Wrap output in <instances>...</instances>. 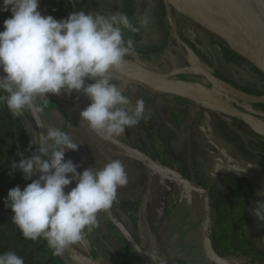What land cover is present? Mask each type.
<instances>
[{"label":"rangeland","instance_id":"374dc122","mask_svg":"<svg viewBox=\"0 0 264 264\" xmlns=\"http://www.w3.org/2000/svg\"><path fill=\"white\" fill-rule=\"evenodd\" d=\"M39 8L64 16L79 11L106 16L123 11L133 20L145 16L147 28L133 37L137 54L127 57L125 65L138 71L173 72V82L212 85L206 87L218 92V102L226 100L252 113L256 111L251 104L259 105V99H264V73L164 0H40ZM196 10L199 16H224L207 6ZM10 17V11H0V31ZM130 35L125 33L126 38ZM186 69L190 71H181ZM201 71L216 73L235 86L217 85ZM112 76L132 101L129 111L138 99L146 107L145 118L114 141L101 140L81 121L80 112L90 101L76 92L70 97L49 94L52 104L41 119L45 131L47 126L67 131L79 145L77 151L65 155L80 166L79 172L98 170L119 159L128 184L118 189L113 206L98 214L96 227L81 243L70 246L62 256H54L46 245L37 254V262L215 264L203 250V239L209 237L217 254L227 260L264 264V224L253 215L257 202H264V130L217 105L156 91L116 71ZM203 107L210 114V134L200 113ZM0 109L8 110L4 104ZM11 114L19 158L21 153L30 157L36 151L32 143L39 134L36 123L27 112ZM257 124L264 125V120L257 118ZM144 157L203 192H187L178 182L160 177ZM74 187L75 183L69 185L66 193Z\"/></svg>","mask_w":264,"mask_h":264},{"label":"clouds","instance_id":"9594fccd","mask_svg":"<svg viewBox=\"0 0 264 264\" xmlns=\"http://www.w3.org/2000/svg\"><path fill=\"white\" fill-rule=\"evenodd\" d=\"M3 5L0 11H10L11 17L0 31V104L17 116L29 113L39 127H45L36 118L52 104L48 95L70 97L76 92L90 101L80 112L81 121L108 142L145 118L144 101L136 100L129 111L132 101L112 73L137 54L133 37L147 28V17L133 20L123 11L107 16L79 11L58 21L41 14L40 0H3ZM126 32L132 35L126 38ZM32 143L36 151L30 157L21 153L19 162H11L9 173L19 170L31 183L23 190L10 189L4 204L25 239H43L54 256H62L94 230L98 214L113 206L128 177L119 159L98 170L79 172L80 166L65 158L79 145L59 128L47 126L46 134H37ZM37 172L39 178L33 179ZM73 183L75 187L66 193ZM253 215L264 224V202H257ZM0 264H24V260L8 251L0 255Z\"/></svg>","mask_w":264,"mask_h":264},{"label":"water","instance_id":"95a60500","mask_svg":"<svg viewBox=\"0 0 264 264\" xmlns=\"http://www.w3.org/2000/svg\"><path fill=\"white\" fill-rule=\"evenodd\" d=\"M167 5L172 6L176 13L181 12L184 15L190 17L193 21L196 23H199L203 27H205L210 32L214 33L218 37H220L222 40H224L231 50H233L235 53L243 57L245 60L253 64L256 68H258L262 73H264V0H235L236 3H238L241 6V16H240V22L241 25L244 28L245 32V38L243 41V53H239L235 51L230 46V39L227 37L220 28L214 24H206L204 21H202L199 18L198 13L199 10H196L194 5H199L201 7H205L204 0H164ZM43 16H49L46 12L38 9ZM56 20H60L55 18ZM182 72H188L190 69L181 70ZM194 71V70H191ZM197 71V70H196ZM120 74L126 75L130 79L137 81L139 83H142L144 85H147L153 89L155 87L153 86L152 81H149L146 78H155V79H161L166 82H173V78H175V73H157L153 71H138L134 70L131 67L124 64L123 69L120 71H116ZM202 75L208 77L211 81L216 83L217 85H224L226 88L229 87V84L225 83L215 75L208 73V72H202ZM177 84H191L185 81H175ZM170 84V83H169ZM260 101H263L264 99H259ZM219 107H222L225 110H228L232 113H235L239 115L240 117L249 120L250 122L254 123L258 127H260L262 130H264V125L257 124V118L255 116L249 115L245 112H243L241 109L226 103L222 99L218 103ZM37 120H40L41 117L38 116L36 118ZM35 121V120H34ZM36 123V121H35ZM37 125V123H36ZM44 125V124H43ZM39 134H46L44 127H39L37 125ZM42 159L44 157H41ZM146 160V165L154 170L160 177L167 178L170 180H174L181 184L186 191H189L191 182L187 181L177 173L163 167L162 165L158 164L155 161L149 160L147 157H144ZM40 173H36L34 176V179L39 178ZM203 249L205 252L206 257L216 264H236L235 261L227 260L223 257H220L213 249L211 241L209 238H205L203 241Z\"/></svg>","mask_w":264,"mask_h":264},{"label":"trees","instance_id":"16d2710c","mask_svg":"<svg viewBox=\"0 0 264 264\" xmlns=\"http://www.w3.org/2000/svg\"><path fill=\"white\" fill-rule=\"evenodd\" d=\"M46 13L60 20L66 18V16L56 13ZM224 43L228 46L225 41ZM14 131L13 115L8 110L0 109V255L12 251L23 258L24 264H39L36 259L37 254L47 245V241L25 239L11 221L13 215L11 209H7L4 204L10 189L19 186L23 190L27 184L31 183L24 179L19 170L9 174L11 162L20 160ZM189 186L194 187L193 184ZM198 190L202 192L201 189L198 188Z\"/></svg>","mask_w":264,"mask_h":264},{"label":"bare ground","instance_id":"6f19581e","mask_svg":"<svg viewBox=\"0 0 264 264\" xmlns=\"http://www.w3.org/2000/svg\"><path fill=\"white\" fill-rule=\"evenodd\" d=\"M186 1V0H185ZM205 6L217 9L224 16L219 19L211 15L199 16L206 24L217 25L220 30L230 39V46L237 52L243 53V41L245 38L244 28L240 22L241 6L235 0H204ZM199 5H195L197 8ZM202 8V7H201ZM153 79L154 87L161 92L168 91L177 95L189 98L200 103L218 105L219 94L214 88H208L194 84H177L175 82H166L161 79Z\"/></svg>","mask_w":264,"mask_h":264},{"label":"flooded vegetation","instance_id":"af4514ba","mask_svg":"<svg viewBox=\"0 0 264 264\" xmlns=\"http://www.w3.org/2000/svg\"><path fill=\"white\" fill-rule=\"evenodd\" d=\"M64 16V15H63ZM67 17V16H66ZM190 19V18H189ZM195 22V21H194ZM193 22V23H194ZM195 24V23H194ZM197 25V24H196ZM205 32L207 33V34H209L210 32H207L206 30H205ZM212 37V36H211ZM219 38V37H218ZM221 41H223L221 38H219ZM224 42V41H223ZM214 75L216 76V77H218L219 79H221L222 81H224L225 83H227V84H229V85H231V86H235V84L232 82V81H230V80H228V79H226V78H222V77H220V76H218L216 73H214ZM201 79V78H200ZM197 83V82H196ZM195 85V84H194ZM206 86H208V87H211L212 85H206ZM189 99V98H188ZM191 100V99H190ZM243 100V99H242ZM226 101V100H225ZM196 102V101H195ZM261 103L258 105H256V104H251V106L253 107V108H255V111H256V113H252V112H250V111H246V110H243V109H241V108H239V109H241L243 112H245V113H247V114H249V115H252V116H255L256 118H259V119H262V120H264V100L263 101H260ZM197 103H200V102H197ZM200 104H202V105H207V103H200ZM200 113H201V116H202V118L204 119V123H205V125H206V128H207V131H208V133L210 134V131H211V127H210V122H211V118H210V114L208 113V111H207V109L206 108H200ZM41 117V116H40ZM44 124V123H43ZM37 126V125H36ZM45 128V127H44ZM39 132V131H38ZM45 133H46V131H45ZM192 184V183H191ZM196 186L194 185V187H190V189H189V191L190 190H196V191H198V192H200L199 190H198V188H195ZM189 191H187V192H189ZM193 192V191H192ZM192 192H191V194H192ZM203 192V191H202ZM191 199V195H190V193H189V195H188V200H190ZM206 238H209V237H206ZM205 239V238H204ZM204 239H203V241H204ZM210 239V238H209ZM210 241H211V239H210ZM211 244H212V242H211ZM203 245V244H202ZM212 247H213V245H212ZM213 249H214V247H213ZM204 250V249H203ZM214 251H215V249H214ZM216 252V251H215ZM205 253V252H204ZM217 253V252H216ZM206 256V255H205ZM221 257V256H220ZM214 263V262H213ZM216 264V263H215Z\"/></svg>","mask_w":264,"mask_h":264},{"label":"crops","instance_id":"0c3cea01","mask_svg":"<svg viewBox=\"0 0 264 264\" xmlns=\"http://www.w3.org/2000/svg\"><path fill=\"white\" fill-rule=\"evenodd\" d=\"M151 81H152V83H153V80H151ZM153 86H154V85H153ZM155 90L158 91L156 88H155ZM160 92H161V91H160ZM211 104H212V103H211Z\"/></svg>","mask_w":264,"mask_h":264}]
</instances>
